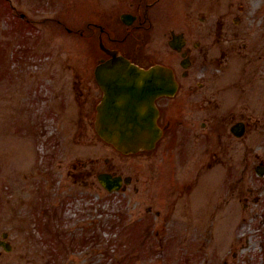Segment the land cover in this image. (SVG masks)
<instances>
[{
	"label": "flooded vegetation",
	"instance_id": "flooded-vegetation-1",
	"mask_svg": "<svg viewBox=\"0 0 264 264\" xmlns=\"http://www.w3.org/2000/svg\"><path fill=\"white\" fill-rule=\"evenodd\" d=\"M108 1L93 0L95 9L89 8V18L81 19L79 29L53 21L90 47L87 51L92 56L80 76L75 75L76 95L70 103L76 105V125L67 146L75 149L68 150L74 158L71 168L66 169V176L77 188L72 196L83 198V191L91 188L95 203L90 197L88 200L97 205L103 202L105 191L98 176L106 174L117 180L112 193L127 197L123 200L125 207L138 212L143 206V213H137L128 224L127 234L132 240L143 235L161 240L168 235L170 244L173 238H179L178 225L184 223L194 225L200 236V223L213 226L216 215L232 205L240 209V219L246 218L247 211L252 212L264 236V182L255 192L247 183L249 170L256 176L263 170L258 177L264 181V163L248 168L246 158L237 155L243 151L239 146L252 126V116L247 115L248 98L261 101L264 112V72L258 73L259 96L248 97L242 65L233 63L236 68L232 74L233 64H229L234 56H243L239 47L246 48L244 42L253 31L258 38V59L264 57V22L259 18L264 3L258 8L256 23H252L246 16L248 0H115L114 5L105 7ZM113 52L139 68L159 66L170 71L155 73V82H147L150 87L169 86L167 94L154 98V120L161 134L149 150L123 155L95 133L97 106L103 96L95 69L112 59ZM261 115L257 121L263 126L264 113ZM258 123L255 121V125ZM92 147L105 148L119 159L143 157L145 166L133 167V172L125 175L120 163L109 164L106 158V167L100 169L97 161L88 157L90 153H84ZM87 163L92 165L89 170L85 169ZM66 202L36 200L32 210L37 218L33 219L37 233L45 235L42 242L53 245L48 251H74L71 244L80 239L82 246L97 251L93 247L98 242L95 231L77 236L73 230L83 229L81 223L69 227L62 222ZM82 211L81 217L89 213ZM142 252L150 255L156 251L149 247ZM223 252L195 251L189 253L193 261L189 263V257L184 260L177 252L160 251L159 258H151L149 264H264V251ZM239 252L246 253L242 261ZM199 253L206 256L203 262Z\"/></svg>",
	"mask_w": 264,
	"mask_h": 264
},
{
	"label": "rangeland",
	"instance_id": "rangeland-1",
	"mask_svg": "<svg viewBox=\"0 0 264 264\" xmlns=\"http://www.w3.org/2000/svg\"><path fill=\"white\" fill-rule=\"evenodd\" d=\"M9 3L14 11L5 0H0V234H9L7 241L12 250L7 253L0 249V264H149L151 258H159L160 251L177 252L184 260L189 257L190 263L192 255H188L195 251L206 254L224 251L226 255L228 251H264L260 223L248 211L244 215L246 220L240 219V209L234 205L217 214L213 226L200 223V236L194 225H178L181 235L169 244L172 238L168 235L161 240H152L153 236L149 240L147 235L130 239L128 224L137 213H143V206L138 212L128 210L127 197L122 193L107 195L104 191L103 202L92 205L88 197L95 203L93 192L90 194L92 189L87 188L83 191L85 197L75 199L72 195L77 188H73L72 178L66 176L74 158L67 146L76 125L75 104L70 103L76 95L74 80L92 62V56L87 51L90 47L53 21L79 29L81 19L89 18V8L95 9L96 3L93 0H10ZM106 3L109 4L104 6L109 7L115 0ZM248 3V22L256 23L258 8L264 0H248ZM259 18L264 22V12ZM257 40L256 32H250L244 42L245 49L240 48L239 42L243 56H234L229 61L231 65H242L247 95L253 98L260 93L256 84L258 73L264 72V57L258 59ZM234 64L230 67L232 74ZM251 101L248 98L246 105L252 126L239 146L243 151L237 153L239 159L246 158L248 168L264 163V125L257 121L264 113L263 103L257 99L254 104ZM84 153H90L88 157L96 160L100 169L106 167V158L109 164L120 163L125 175L133 172V167L145 166L143 157L119 159L105 148H86ZM89 158H84L85 162ZM86 165V170L92 167ZM247 177L254 192L264 182L250 170ZM38 199L67 200L62 222L69 227L81 223L83 229L73 230L77 236L95 231L98 242L93 247L97 251L90 250L89 245L82 246L80 239L71 242L74 251H48L53 245L42 242L45 235L37 233L34 225L37 216L32 208ZM83 209L89 213L81 217ZM249 244L253 246L248 247ZM149 247L156 252L143 254ZM198 255L203 262L206 256ZM243 255L246 253L239 252L241 261Z\"/></svg>",
	"mask_w": 264,
	"mask_h": 264
},
{
	"label": "water",
	"instance_id": "water-1",
	"mask_svg": "<svg viewBox=\"0 0 264 264\" xmlns=\"http://www.w3.org/2000/svg\"><path fill=\"white\" fill-rule=\"evenodd\" d=\"M157 72L165 71L142 70L121 57L113 58L95 71L96 79L104 93L97 108V133L106 143L113 145L123 154L150 149L160 136L154 120L157 112L153 98L166 93L167 88L150 87L146 84L150 80L155 82ZM98 180L108 192L116 190L114 183L117 180H113L109 175L101 174ZM6 238L7 234L3 233L0 247L10 252L11 246L3 241Z\"/></svg>",
	"mask_w": 264,
	"mask_h": 264
},
{
	"label": "bare ground",
	"instance_id": "bare-ground-1",
	"mask_svg": "<svg viewBox=\"0 0 264 264\" xmlns=\"http://www.w3.org/2000/svg\"><path fill=\"white\" fill-rule=\"evenodd\" d=\"M75 41H76V40H75ZM162 73H165V72H162ZM249 246H250V247H252V246H253V244H249V245H248V247H249Z\"/></svg>",
	"mask_w": 264,
	"mask_h": 264
}]
</instances>
